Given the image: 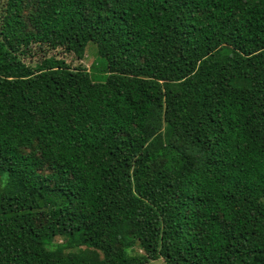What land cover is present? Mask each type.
<instances>
[{
  "label": "trees",
  "instance_id": "trees-1",
  "mask_svg": "<svg viewBox=\"0 0 264 264\" xmlns=\"http://www.w3.org/2000/svg\"><path fill=\"white\" fill-rule=\"evenodd\" d=\"M1 1L0 264H264V0Z\"/></svg>",
  "mask_w": 264,
  "mask_h": 264
},
{
  "label": "rangeland",
  "instance_id": "rangeland-1",
  "mask_svg": "<svg viewBox=\"0 0 264 264\" xmlns=\"http://www.w3.org/2000/svg\"><path fill=\"white\" fill-rule=\"evenodd\" d=\"M2 1L0 0V6L2 5ZM0 15L3 16L2 13V9L0 8ZM90 46V45H89ZM87 47L85 50V54H84V59L81 60H77L72 54L70 53H66L63 50H56V51H49V53L46 54V57H55L57 59H62L66 64H68L70 67H78V66H83L85 68H88L92 61L95 60L97 58V53L90 47ZM39 54L36 53L35 51H29L25 53V57L26 58V62H28L27 60H29V58H32V60H38L37 58H39L40 56H37ZM140 252V251H139ZM138 252V253H139ZM148 264H163L162 260H157V261H150Z\"/></svg>",
  "mask_w": 264,
  "mask_h": 264
}]
</instances>
